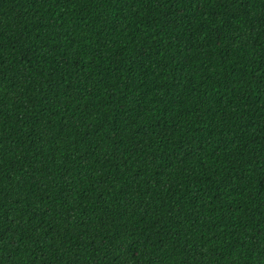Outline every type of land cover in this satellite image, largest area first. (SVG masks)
<instances>
[{
  "label": "trees",
  "instance_id": "1",
  "mask_svg": "<svg viewBox=\"0 0 264 264\" xmlns=\"http://www.w3.org/2000/svg\"><path fill=\"white\" fill-rule=\"evenodd\" d=\"M0 264H264V0H0Z\"/></svg>",
  "mask_w": 264,
  "mask_h": 264
}]
</instances>
